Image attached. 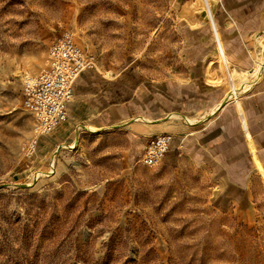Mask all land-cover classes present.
Returning a JSON list of instances; mask_svg holds the SVG:
<instances>
[{
	"label": "rangeland",
	"instance_id": "obj_1",
	"mask_svg": "<svg viewBox=\"0 0 264 264\" xmlns=\"http://www.w3.org/2000/svg\"><path fill=\"white\" fill-rule=\"evenodd\" d=\"M191 1L0 0V264H264L256 172L249 208L228 209L188 159L147 165L125 130L36 136L22 105V79L66 30L102 70L179 74L181 18L202 11Z\"/></svg>",
	"mask_w": 264,
	"mask_h": 264
},
{
	"label": "crops",
	"instance_id": "obj_2",
	"mask_svg": "<svg viewBox=\"0 0 264 264\" xmlns=\"http://www.w3.org/2000/svg\"><path fill=\"white\" fill-rule=\"evenodd\" d=\"M210 10L181 18L179 74L155 79L133 67H89L74 83L62 124L75 131H129L143 149L155 135L170 134L164 158L195 163L216 180L219 205L248 209L253 174L264 182V0H214ZM219 53L229 58L236 82L250 80L224 104L232 87ZM211 59L216 81L206 75Z\"/></svg>",
	"mask_w": 264,
	"mask_h": 264
},
{
	"label": "built area",
	"instance_id": "obj_3",
	"mask_svg": "<svg viewBox=\"0 0 264 264\" xmlns=\"http://www.w3.org/2000/svg\"><path fill=\"white\" fill-rule=\"evenodd\" d=\"M92 59L70 30L52 42L44 68L40 73L22 79V105L34 119L36 136L54 131L68 117V106L74 95V83L86 68L93 67ZM171 135H155L146 146L142 161L151 166L160 164L170 148ZM37 146V138L24 149L28 156Z\"/></svg>",
	"mask_w": 264,
	"mask_h": 264
},
{
	"label": "bare ground",
	"instance_id": "obj_4",
	"mask_svg": "<svg viewBox=\"0 0 264 264\" xmlns=\"http://www.w3.org/2000/svg\"><path fill=\"white\" fill-rule=\"evenodd\" d=\"M213 2H214V0H193V1H191V3H190V9L193 7H195L196 5H199L200 7H199V9L198 10H202V11H205V12H207V15H209L210 14V12H211V10H210V8L212 7V4H213ZM189 3V2H188ZM185 11V10H184ZM189 12V9H187L186 10V12ZM261 40V39H260ZM261 45V44H260ZM219 51V50H218ZM256 55V54H255ZM262 56L263 57H261L260 58V61H261V64L264 62V42H263V45H262ZM218 60L220 61V64H221V68H222V73H223V75L228 79V78H230V79H228V80H230L231 81V83H229V82H227V83H229L230 85H231V89H230V91L227 93V95H226V97L224 98V100H223V102H222V104H224V103H226L229 99H231L232 97H236V96H239L240 94H241V92H242V90H245V88L247 87V85H248V83H246L249 79H248V77L247 76H245V78L243 79L244 81H245V83H243V85L240 83V81H239V83L238 82H236V80H235V77H234V72H233V70H232V68H231V64H230V62H229V58H227V56L224 54V53H219V55H218ZM214 61H213V59H211L209 62H208V64H206L207 66H206V75H207V78H208V80H211V81H216L217 79H215L214 77H213V72H214V70H213V68H212V63H213ZM257 64V63H256ZM263 66V65H262ZM261 66H260V64H259V66L258 67H256V72H255V75L257 76L258 75V73H259V71L261 70ZM87 69V68H86ZM248 71V70H247ZM261 72V71H260ZM223 76V77H224ZM253 76V75H252ZM219 79H221V78H219ZM241 79V80H242ZM243 81V82H244ZM250 81V80H249ZM221 83V82H220ZM219 84V83H218ZM229 85V86H230ZM245 85V86H244ZM243 86V87H242ZM249 87V86H248ZM247 87V88H248ZM116 88V87H115ZM243 93V92H242ZM226 94V93H225ZM214 111V110H213ZM174 115H175V113H174ZM174 115H172V117H174ZM178 117H179V115H178ZM190 121L191 120H193V119H189ZM188 120V121H189ZM201 120V119H200ZM194 121V120H193ZM192 121V122H193ZM263 185H264V182H263Z\"/></svg>",
	"mask_w": 264,
	"mask_h": 264
}]
</instances>
